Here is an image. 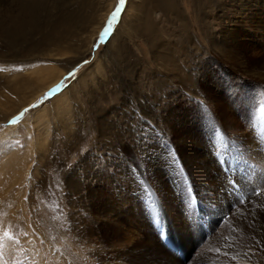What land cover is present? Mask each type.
Here are the masks:
<instances>
[{"label":"rangeland","instance_id":"1","mask_svg":"<svg viewBox=\"0 0 264 264\" xmlns=\"http://www.w3.org/2000/svg\"><path fill=\"white\" fill-rule=\"evenodd\" d=\"M157 39L176 55L175 72L156 54ZM263 54L264 0H0V264H111L113 248L142 235L132 218L104 231L106 208L129 186L139 187L134 204L157 239L190 264L198 249L188 252L167 222L154 169L202 249L233 211L254 199L264 209V156L236 140L238 128L251 134L264 155ZM196 136L210 137L224 177L227 202L211 214L180 151ZM254 221L264 225V215ZM232 228L249 239L247 225ZM220 249L210 251L223 258Z\"/></svg>","mask_w":264,"mask_h":264},{"label":"bare ground","instance_id":"2","mask_svg":"<svg viewBox=\"0 0 264 264\" xmlns=\"http://www.w3.org/2000/svg\"><path fill=\"white\" fill-rule=\"evenodd\" d=\"M31 1V0H30ZM39 1V0H38ZM24 2V1H23ZM36 2V1H35ZM134 2V1H133ZM25 3V2H24ZM23 3V4H24ZM132 4H129V9H131ZM135 4V3H134ZM26 5V9H22L23 11L26 10V12L28 11V5L25 3ZM128 9V8H127ZM133 10V9H132ZM30 11V10H29ZM84 11V10H83ZM70 12V11H69ZM82 12V11H81ZM68 16V15H67ZM69 17V16H68ZM138 15L134 14L132 18V20L134 22H137V18ZM10 20V18H9ZM12 20V19H11ZM131 21V23L133 22ZM19 23V22H18ZM141 23V22H140ZM144 24V23H143ZM19 25V24H18ZM137 25V24H136ZM150 25H148L149 27ZM15 28V27H13ZM11 30H14V29ZM150 29V28H149ZM16 31V29H15ZM151 32V31H150ZM149 32V34H150ZM153 32V31H152ZM120 34V32H119ZM152 34V33H151ZM117 35V33L111 38V40L114 39V37ZM151 36V35H150ZM154 36V34H153ZM158 37V36H157ZM160 37V36H159ZM122 38V37H121ZM155 39V38H154ZM153 39V40H154ZM110 40V41H111ZM158 42L157 45V50L155 51L157 55L162 56L163 54L166 55L167 49L164 46V43L162 42L161 39H157ZM54 41V40H53ZM109 43V42H108ZM107 43V44H108ZM155 44V42H154ZM66 45V43H65ZM107 46V45H106ZM78 47V46H77ZM154 47V46H153ZM79 48V47H78ZM63 49V48H62ZM44 51V50H43ZM70 51V50H69ZM171 51V50H170ZM154 52V53H155ZM47 53V52H46ZM66 53V52H65ZM108 53V52H107ZM63 53H61L62 55ZM110 54V53H109ZM264 55V54H263ZM58 57L60 55H57ZM82 56V55H81ZM56 57V56H54ZM167 59V61L170 64L169 67V71L170 72H175L176 69L178 68V59L176 58V55L171 51V55L165 56ZM53 58V57H51ZM180 58V57H179ZM248 61V60H247ZM262 61H264V59H260V63H262ZM100 62V61H99ZM102 62V61H101ZM257 63V62H256ZM172 64V65H171ZM97 65V64H96ZM94 66V65H93ZM99 66V65H98ZM106 66V64H105ZM172 66V67H171ZM262 68L261 70L263 71V77H264V62L262 64ZM101 67V65H100ZM96 69H98L96 67ZM90 70V69H89ZM92 70V69H91ZM43 71V70H41ZM48 72V71H47ZM43 73V72H42ZM41 72H39V74L37 75V79H40V74H42ZM62 74V72H61ZM60 74V75H61ZM43 75V74H42ZM64 75V74H63ZM96 75V73H95ZM94 75V76H95ZM29 76V75H28ZM59 75L55 76L54 79H57ZM99 76V75H98ZM181 78L183 77L182 75H179ZM44 77V76H42ZM41 77V78H42ZM26 78V77H25ZM24 78V79H25ZM95 79V77H92ZM97 78V77H96ZM197 78V77H196ZM32 79H35L34 77ZM52 79V81L54 80ZM59 79V78H58ZM184 79V78H182ZM42 80V79H41ZM44 80V79H43ZM264 80V79H263ZM31 78H30V82H31ZM44 81H47V79L45 78ZM23 82V81H22ZM39 82V81H38ZM38 84V83H37ZM36 84V85H37ZM40 84V83H39ZM41 86V85H40ZM47 86V85H46ZM45 86V87H46ZM198 86V85H197ZM200 86V84H199ZM194 89V88H193ZM68 91V90H67ZM37 92V91H36ZM197 92V91H196ZM39 93V92H38ZM37 93V94H38ZM61 94V93H60ZM59 97H63V95ZM198 94V93H197ZM66 95V94H64ZM220 95V94H219ZM68 96V95H67ZM58 96L56 97L55 100L60 99ZM69 97V96H68ZM64 99V98H62ZM242 99V98H241ZM246 101H250L249 99H247V97H245ZM71 101V100H70ZM222 101V100H221ZM57 102V101H56ZM63 102V101H62ZM61 102V103H62ZM69 102V101H68ZM60 103V102H59ZM60 103V104H61ZM70 103V102H69ZM66 103L67 106L69 107L68 104ZM215 103V102H214ZM225 103V102H224ZM223 102H221V104L223 106H225ZM239 103L241 104V108L245 107V105L243 104L244 102H241L240 99L237 98V104L239 105ZM246 104V103H245ZM63 104L58 105V107H62ZM248 105V104H247ZM220 106V105H219ZM227 106V104H226ZM225 106V107H226ZM230 106V105H229ZM217 107V106H216ZM239 108V107H238ZM64 109V108H61ZM67 109V108H66ZM232 109V108H231ZM59 111V109H57ZM56 110V112H57ZM65 110V109H64ZM229 110V109H227ZM245 110V109H243ZM53 111V110H52ZM61 111V110H60ZM246 111V110H245ZM55 112V113H56ZM230 112V111H229ZM54 113V112H53ZM223 113V112H222ZM232 113V112H231ZM63 114V113H62ZM250 114V113H247ZM255 115V114H254ZM251 116V115H250ZM254 118V117H253ZM222 120V119H221ZM229 120V119H228ZM238 121V120H237ZM225 122V121H224ZM227 126V125H226ZM232 128V127H231ZM242 128V127H241ZM228 129V128H227ZM193 134V133H192ZM202 135V134H201ZM258 135V133L256 134ZM195 136V135H194ZM210 136V135H209ZM208 136V141H209V137ZM236 140L238 143V146L242 149L244 148V150L246 151L247 155L250 154L251 157L259 159V157L264 156L262 154V150L260 149V146L258 145V142L256 144L255 141H253L251 134H248L247 132H242L239 130H237L236 133ZM262 136V135H260ZM231 138V137H230ZM258 138V137H257ZM188 139V138H187ZM215 139V138H214ZM262 140V139H261ZM198 138L197 136L192 139V141H186L188 142L190 145L188 146L189 152L188 154L185 152H183V148L180 149L182 155H183V160H184V164L186 166V169H188V172L190 173V175H193L194 177H192L193 183L196 186V189L199 192V195L201 196V200H202V204L206 207V210L209 211V213L211 214V212L217 210V211H221L224 207V204H226L227 200H226V195L224 193H226L224 191H222V184H223V174L221 175V178L218 176L219 172L217 171V165L216 162L214 161V156L215 153H211L210 150V145L212 144V142H209ZM264 143V142H263ZM215 145V144H214ZM224 145V144H223ZM225 146V145H224ZM259 146V147H257ZM264 146V145H263ZM185 147V146H184ZM213 147V146H212ZM237 148V147H236ZM261 151H259V149ZM140 149V148H139ZM187 150V149H186ZM126 152V156L128 158H130V161H133V152L128 148L125 150ZM162 151L164 152V150L162 149ZM156 152V151H155ZM158 152V151H157ZM165 152H167V149L165 147ZM218 152V151H217ZM202 153H204L202 155ZM142 154V153H141ZM158 154V153H157ZM171 154V153H170ZM135 155V154H134ZM160 155V154H159ZM261 155V156H260ZM249 156V155H248ZM125 157V156H124ZM154 157V156H153ZM201 157V159H200ZM264 158V157H263ZM141 159V158H140ZM172 159V155H170V158ZM168 159V160H169ZM175 159V158H174ZM162 160V159H161ZM166 160V159H165ZM254 160V159H253ZM263 163H264V159ZM138 161V160H137ZM144 161V160H143ZM152 161V160H151ZM155 161V160H154ZM163 161V160H162ZM169 162V161H168ZM171 162V161H170ZM251 162V161H250ZM139 164V163H138ZM137 164V169L138 172L140 171L142 176H145V172H143V170L145 171V164L140 163L139 165ZM159 164V163H158ZM164 164V163H163ZM173 164V163H171ZM127 166V165H126ZM160 166V165H159ZM200 166V167H199ZM156 168V167H155ZM170 168V167H169ZM159 169V168H158ZM126 170V167H125ZM155 174H156V180L160 181V182H153L151 181V184L153 189H155V196L156 199L159 203V205L161 206L163 213L167 219V222L171 224L174 232L177 234L178 237L182 238L185 242V245L187 246V251L190 252L191 249H198L195 252V256H193L194 258H190V264H212L211 261H209L208 259L210 258H216L218 260H221L223 263V260L226 262H233V264H264V257H260L261 254H264V225L263 223L261 224L260 222L254 221V219H256V216L258 218L262 217L264 215V209L263 208H259L257 206L260 205L259 202H257L256 199H254V202L250 201L251 203L247 204L248 208L247 209H239L241 212H235L233 211V214L231 215V217L229 218V223L224 225V227H221L219 229H217L214 233H212V236L209 240H206L205 242V246L200 247L199 245L195 244L196 241L198 239H194V237L190 236L188 237V234L191 232H189V224L186 221L185 217H183L182 212L183 209L179 208L177 201V193L174 194L169 193V189L164 186L165 181L163 182V178L161 177V172L158 171L157 169H154ZM153 170V171H154ZM118 171V170H117ZM124 171V170H123ZM147 171V170H146ZM198 174V176H196V173ZM218 172V174H217ZM232 172V171H231ZM148 174V172H147ZM170 177V176H169ZM153 178V177H152ZM136 181V180H135ZM147 182V181H146ZM136 184V183H135ZM225 185V184H224ZM132 186V185H131ZM136 186V185H135ZM175 186V185H173ZM138 189V191H137ZM135 190V188L130 187L129 186V190L128 193L126 192L125 194H120L118 198L114 199L117 200V203L112 202L111 204L114 205V207L112 208H106V220H104V224H107L105 226L104 231L106 230V232L109 230L112 235L116 234L115 232H120V227L121 225H119L120 222H124L125 220H128L129 218L132 220V222H136L137 227L140 224V232H141V236L138 237V239L134 242V240H132L134 243L132 246H128L127 245V241H122L120 243H115L114 246L116 244L118 245H127L126 248L120 249L119 247H115L113 248L110 254V261L111 264H179L178 260L176 257L172 256L170 253H168V251L166 250V247L163 246L159 239H157L156 235L154 234L153 230L151 229V226L148 223V220L146 219V217L144 216V213L141 209L136 208L137 206L134 203H137V196H134V192H139V187ZM172 189V188H171ZM173 190V189H172ZM226 190V189H225ZM134 193V194H133ZM148 195V194H147ZM146 195V196H147ZM183 195V194H182ZM139 196V195H138ZM188 197V196H187ZM229 197V196H228ZM259 197H264V193L262 195H260ZM232 198V197H231ZM230 199V198H228ZM141 200V199H139ZM189 200V199H188ZM261 200V199H260ZM99 201V200H98ZM110 201V200H109ZM113 201V200H112ZM264 201V200H263ZM234 203V201H232ZM261 202V201H260ZM189 203V202H188ZM230 203V202H229ZM262 203V202H261ZM112 205V206H113ZM116 205V207H115ZM213 205H216L215 210L213 209ZM243 206V205H242ZM245 206V205H244ZM184 207V206H183ZM230 207V206H229ZM141 208V207H140ZM262 209V210H261ZM225 210V209H224ZM238 210V209H237ZM102 212V211H101ZM146 212V211H145ZM224 212V211H223ZM232 212V211H231ZM259 213V214H256ZM185 214V213H184ZM194 215V214H193ZM221 215V214H220ZM190 216V215H189ZM115 218V219H114ZM228 220V219H227ZM129 221V220H128ZM216 221V220H214ZM213 221V223H215ZM126 222V221H125ZM210 223V222H209ZM128 224V223H127ZM133 225H135L133 223ZM232 225H247L249 227L250 230V234L249 239L246 240L242 235L239 234L238 230H234L232 228V230L226 232L227 228L232 226ZM214 226V225H213ZM110 227V228H108ZM129 227V226H128ZM136 227V226H135ZM107 228V229H106ZM214 228V227H213ZM111 229V230H110ZM129 229V228H128ZM138 229V228H137ZM242 230V229H241ZM225 232L227 235H225ZM124 233V232H123ZM132 233V232H131ZM200 233V232H199ZM133 234V233H132ZM224 234V235H223ZM101 235V234H100ZM203 235V234H202ZM102 236H105V234L103 233ZM100 237V236H99ZM98 237V238H99ZM108 237V236H106ZM111 238V236H109ZM129 237V236H128ZM172 237V236H171ZM136 238V237H135ZM112 239V238H111ZM133 239V238H131ZM106 240V239H105ZM128 240V239H127ZM161 240V239H160ZM104 242V241H103ZM111 242V241H110ZM118 242V241H117ZM175 242V241H174ZM95 243V242H94ZM104 245V243H103ZM107 245V244H106ZM106 247V246H103ZM219 248H221L224 252V257L223 258H218L216 257V255L214 256L213 251L211 252L210 249H216L218 250ZM170 249V248H169ZM220 249V251H221ZM107 250V249H106ZM215 250V251H216ZM109 251V250H108ZM172 251V250H171ZM219 251V250H218ZM187 252V253H188ZM209 252H211L213 254L212 257H210ZM102 254V253H101ZM105 254V252L103 253ZM107 254V253H106ZM177 254V253H176ZM216 254V253H215ZM218 256V255H217ZM264 256V255H263ZM107 257V256H106ZM222 257V256H221ZM214 259V260H216ZM103 260V259H102ZM182 260V259H181ZM213 260V261H214ZM107 261V260H106ZM105 262V261H103ZM217 262V260L215 261V263ZM107 263V262H105ZM225 263V262H224ZM223 263V264H224ZM104 264V263H103ZM109 264V263H108ZM181 264V263H180ZM226 264V263H225Z\"/></svg>","mask_w":264,"mask_h":264},{"label":"snow or ice","instance_id":"3","mask_svg":"<svg viewBox=\"0 0 264 264\" xmlns=\"http://www.w3.org/2000/svg\"><path fill=\"white\" fill-rule=\"evenodd\" d=\"M121 2V5H123L124 3V0H120ZM119 14V9H117V12L113 14V19H115V16ZM109 28H111V23H109L108 25ZM105 34H107V30L105 31ZM85 63H87V61H85ZM186 193L187 195L189 196V199H190V190H187L186 189ZM257 195H259V192L256 193Z\"/></svg>","mask_w":264,"mask_h":264}]
</instances>
